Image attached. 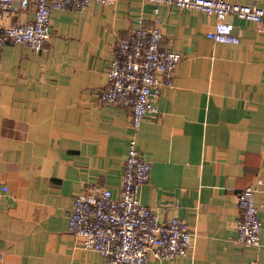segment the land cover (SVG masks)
<instances>
[{
    "label": "crops",
    "instance_id": "crops-1",
    "mask_svg": "<svg viewBox=\"0 0 264 264\" xmlns=\"http://www.w3.org/2000/svg\"><path fill=\"white\" fill-rule=\"evenodd\" d=\"M252 3L264 0H225ZM145 0H90L50 11L37 52L0 51V264H108L67 229L74 195L120 189L128 140L149 161L138 200L159 220L178 216L194 233L188 252L147 264H264V32L228 16L236 43L206 32L213 15ZM34 5L3 12L1 25L31 20ZM159 19L162 48L181 57L157 97L158 115L136 134L129 109L100 102L118 36ZM255 186L259 244L235 241L236 197Z\"/></svg>",
    "mask_w": 264,
    "mask_h": 264
},
{
    "label": "built area",
    "instance_id": "built-area-1",
    "mask_svg": "<svg viewBox=\"0 0 264 264\" xmlns=\"http://www.w3.org/2000/svg\"><path fill=\"white\" fill-rule=\"evenodd\" d=\"M90 0H0V16L13 14L34 5V16L25 22L0 24V51L6 42L21 43L37 52L50 35V11L82 10ZM112 3L114 0H95ZM157 15L161 4L181 9H196L213 15L215 22L206 36L217 42L236 43L228 16L253 22L264 32V8L252 3L225 0H145ZM159 19L151 27H136L127 36H118L106 69V84L97 94L100 102L129 109V126L136 134L146 117L158 115L157 97L162 86H169L181 55L162 48ZM150 163L128 140L121 168L120 189L113 195L108 187H95L74 195L68 213L67 229L83 248L94 250L108 264H147L148 256L172 260L192 247L194 233L178 216L159 220L154 208L138 200L139 187L148 180ZM255 186L248 184L237 194L238 216L235 241L244 247L257 246L261 221L254 203ZM249 264H257L253 259Z\"/></svg>",
    "mask_w": 264,
    "mask_h": 264
}]
</instances>
